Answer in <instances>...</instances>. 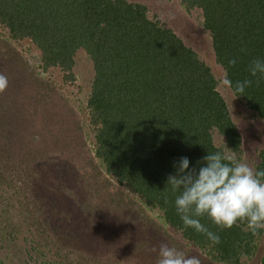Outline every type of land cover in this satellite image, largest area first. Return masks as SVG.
Returning a JSON list of instances; mask_svg holds the SVG:
<instances>
[{
  "label": "rangeland",
  "instance_id": "rangeland-1",
  "mask_svg": "<svg viewBox=\"0 0 264 264\" xmlns=\"http://www.w3.org/2000/svg\"><path fill=\"white\" fill-rule=\"evenodd\" d=\"M169 29L210 69L215 92L240 136L228 147L216 128L215 148L264 170V120L233 91L216 61L198 7L181 0H123ZM70 68L45 59L28 38L0 20V264H156L161 244L198 256L201 264H231L189 242L163 211L148 205L97 157L96 125L87 106L95 65L83 49ZM38 137V140L34 138ZM242 230L250 232L246 224ZM234 264H261L264 232L253 235Z\"/></svg>",
  "mask_w": 264,
  "mask_h": 264
},
{
  "label": "trees",
  "instance_id": "trees-1",
  "mask_svg": "<svg viewBox=\"0 0 264 264\" xmlns=\"http://www.w3.org/2000/svg\"><path fill=\"white\" fill-rule=\"evenodd\" d=\"M181 2L202 10L216 61L233 83L252 79L243 95L234 94L264 120V79L248 72L253 58H264V0ZM144 12L145 7L123 0H0L1 22L14 36L35 43L48 62L68 69L76 50L91 56L95 73L87 106L97 130L96 155L108 172L162 210L189 242L202 249L210 245L221 261L234 264L242 249L248 252L253 234L241 225L218 229L204 217L201 222L220 236L221 242L211 245L203 234L184 229L174 194L164 190L181 157L192 167L208 152L220 151L211 128L232 150L239 148L240 136L215 92L210 69ZM233 58L237 62L230 66Z\"/></svg>",
  "mask_w": 264,
  "mask_h": 264
},
{
  "label": "clouds",
  "instance_id": "clouds-1",
  "mask_svg": "<svg viewBox=\"0 0 264 264\" xmlns=\"http://www.w3.org/2000/svg\"><path fill=\"white\" fill-rule=\"evenodd\" d=\"M236 62L233 58L228 64ZM248 72L257 81L264 79V58H253ZM251 84L252 79L233 83L227 75L220 81L222 87L240 96ZM8 86V77L0 74V92ZM173 167L175 173L168 176L164 191L174 194L175 210L184 229L203 234L211 245H218L221 240L218 232L209 230L201 222L204 217L218 229L246 224L253 235L264 232V170L255 169L234 154L220 151L208 152L192 167L188 157H181ZM152 251L157 252L156 264H201L198 256L187 255L167 244Z\"/></svg>",
  "mask_w": 264,
  "mask_h": 264
}]
</instances>
